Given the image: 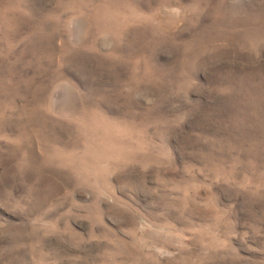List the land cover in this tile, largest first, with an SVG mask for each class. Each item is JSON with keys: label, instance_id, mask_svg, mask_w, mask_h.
<instances>
[{"label": "rangeland", "instance_id": "1", "mask_svg": "<svg viewBox=\"0 0 264 264\" xmlns=\"http://www.w3.org/2000/svg\"><path fill=\"white\" fill-rule=\"evenodd\" d=\"M0 264H264V0H0Z\"/></svg>", "mask_w": 264, "mask_h": 264}]
</instances>
